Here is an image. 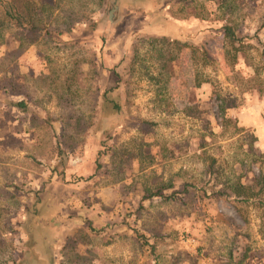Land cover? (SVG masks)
Masks as SVG:
<instances>
[{
    "label": "rangeland",
    "instance_id": "374dc122",
    "mask_svg": "<svg viewBox=\"0 0 264 264\" xmlns=\"http://www.w3.org/2000/svg\"><path fill=\"white\" fill-rule=\"evenodd\" d=\"M20 2L40 32L0 29V264H264V191L223 192L264 174V0Z\"/></svg>",
    "mask_w": 264,
    "mask_h": 264
},
{
    "label": "trees",
    "instance_id": "16d2710c",
    "mask_svg": "<svg viewBox=\"0 0 264 264\" xmlns=\"http://www.w3.org/2000/svg\"><path fill=\"white\" fill-rule=\"evenodd\" d=\"M190 1V0H188ZM35 9L31 6L30 3L26 2L23 6L20 0H0V29L3 27L4 23L11 22L16 27L20 29H27L29 32H40L39 27L34 22V12ZM197 17V16H196ZM199 19H203L201 16H198ZM229 24L223 25V38L226 43L234 49V52L238 53L242 51V38H238L236 35V28L233 25L232 21H228ZM159 38H154L155 41H160L162 43H171L174 44L177 48H184L187 46V43L180 42L178 38L170 37L169 35L163 36H155ZM3 37L0 36V46L3 44ZM203 54L204 57H207L205 51L200 52ZM236 55V54H235ZM115 76L117 73L113 71ZM115 88L109 87L105 89L102 94V103L105 108L110 110L111 112H118L120 110L119 103L114 101L113 98L107 95L108 92H113ZM9 106L15 109L18 112H24L27 109V104L23 100H16L9 103ZM222 111V110H221ZM223 112V111H222ZM204 145L200 144L199 148H203ZM160 151H165V148H160ZM258 158H264V153L257 156ZM98 164H96V168H98ZM209 171H211V165H209ZM171 183V182H169ZM165 188H172L174 187L173 184H168L164 186ZM256 187V195H261L264 191V174L261 173L260 175L253 177L252 184H237L236 186H230L229 189L223 190L225 195H233V197H240L244 196L241 201H247L250 197L254 195L252 188ZM233 190V191H232ZM163 188L159 187L156 192H151L148 197L158 196V197H165V199H177L176 195H174V190L172 194L164 196ZM233 198V199H234ZM236 199V198H235Z\"/></svg>",
    "mask_w": 264,
    "mask_h": 264
}]
</instances>
